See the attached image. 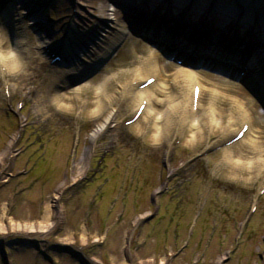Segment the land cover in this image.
<instances>
[{
  "label": "rangeland",
  "instance_id": "374dc122",
  "mask_svg": "<svg viewBox=\"0 0 264 264\" xmlns=\"http://www.w3.org/2000/svg\"><path fill=\"white\" fill-rule=\"evenodd\" d=\"M73 2L55 0L51 14L74 13ZM87 4L91 20L93 14L99 15V6L106 9L103 0H88ZM119 23L117 19L111 25L119 30ZM27 32L30 43L22 48L27 47L28 54H23L29 74L22 76L23 83L18 76L12 80L0 75V154L12 144L0 166V214L8 209L6 219L0 220L4 227L0 264H117L115 260L159 264L160 258L165 259L164 264H264V126L257 123L260 117L252 108L257 104L249 94L227 90L225 81L200 73L204 90L193 109L197 112L183 124L175 119L177 133L170 135L168 146H158L151 139L152 123L147 119L123 126L133 115L136 102H117L127 85L136 82L137 87L145 80L133 78L140 59L148 54L137 52L128 41L107 73L93 78L89 89L70 101V110L58 114L47 107L44 118H39L34 103L40 95L43 102L50 103L44 91L54 70L41 56L35 36ZM0 37V55L9 56L14 46ZM166 70L160 69L156 77L150 111L174 118L170 108L180 89L172 79L178 73L170 67ZM5 81L13 84L8 87L10 103L4 93ZM211 90L223 100L243 104L253 122L243 145H227L241 123L231 122L226 102H210ZM100 93L115 118L85 157L97 123L89 112ZM207 113L210 118L204 123L199 116L204 118ZM197 127L204 130L205 141L189 142ZM77 138L79 141L74 140ZM249 141L260 145L249 149ZM104 152H108L106 161L101 158ZM226 156L237 165L222 164ZM82 158L86 172L73 182ZM48 214L53 216L48 222L54 225L42 233L11 227L40 222ZM96 235L101 237L99 242L94 241ZM149 259L153 262H144Z\"/></svg>",
  "mask_w": 264,
  "mask_h": 264
},
{
  "label": "bare ground",
  "instance_id": "6f19581e",
  "mask_svg": "<svg viewBox=\"0 0 264 264\" xmlns=\"http://www.w3.org/2000/svg\"><path fill=\"white\" fill-rule=\"evenodd\" d=\"M29 1L30 0H28V2ZM74 1L76 3V6H75L76 13L79 14L81 17H83V19L86 22V25H87V23H91L92 20L90 18H87L90 16V15H88V13H91V8L87 4L88 0H74ZM113 1H114V4L119 2V0H113ZM121 1H124V0H121ZM202 1L205 4H208V2H210V1H212V2L209 4V7L207 5V7L205 9H203V7H202V10H200V3ZM106 2H107V0H106ZM198 2L199 3H196L195 0H191V1L190 0H138L137 2L131 4V6H133L134 9L133 8L130 9L132 11V13L130 15L140 16L141 13H143L144 16L148 15L147 17H149V19L153 23L156 24V27L161 26V28H162V27L168 25L169 32H172V30L174 32L176 30L177 31H186L185 26H188L187 32L184 33V39L192 37L191 35L188 34V30L194 31L193 33H196L197 36L202 37L201 39H203V40H201V41L213 40L210 44V48L212 49V48L216 47V45H218V44H225L226 41H225V38L222 39V36L218 33L217 30H214V28H209L208 24L203 23L205 16L208 17V15H209L208 14L209 8H211V9L215 10V12L213 13V10H212V14H210V15L218 14L217 16H220V19L226 25L225 28L227 30H229V34L231 36V38H229V41H228L229 46L239 45L243 50H245L246 53H247V47H249V48H251L252 46L256 47V49L260 50L261 55H259L257 52L253 51L254 55L250 57V60L252 61L253 66H255L257 69H261V67L263 68L264 62H262V61H264V0H245V1L235 0V2L229 1V0H201V1L199 0ZM227 2H228V4H227ZM230 2H232V3H230ZM18 3L24 4L25 0H20ZM75 3L73 2L72 6L75 5ZM36 4H37V2L35 4L31 3L32 9H27V11L29 13H34L33 11H34V9L36 10V8H35ZM217 4H220L221 7L217 6ZM255 4H257L259 6L255 5ZM192 5H194V7H192ZM189 6L192 8H190ZM253 6H255L257 8H254ZM98 9H99V11H98L99 15H98V17H96L93 14V18H94L93 21L97 23L96 18H99V20H101V18L103 19V17H104L106 19V21H105L106 26H104L101 29V31L105 32V33L110 32V33H108V35H110V36L113 35L114 38L117 40V38L120 37L119 36L120 33H117L114 28L110 29V27H111L110 23L116 21V18H113V14L118 13V9H116L113 5L109 6L108 9H104L102 6H99ZM238 9H239V11H240V9H242L240 14H239ZM35 12H37V11H35ZM10 13H13V12L10 11ZM24 13L22 12V14H24ZM37 13H35V14H37ZM120 13H121V11H120ZM185 13H191L193 18L187 17V20L189 22L184 23V24L177 23V21H180L181 16L185 15ZM235 13H237L238 20H243V23L242 22L237 23L238 20H236L234 22V26L232 27V26H230V22H231L230 20H231V18L235 17L234 16ZM35 14H29V16L34 17ZM37 16H38V14H37ZM12 20L15 21V19H12ZM192 21H194V22H192ZM88 25H90V24H88ZM120 26L125 30L124 25L121 24ZM259 26L262 29H259ZM94 27H95V25H94ZM92 28L93 27H91V29ZM158 28H160V27H158ZM106 29H108V30H106ZM253 33L256 35V41H257L256 43H254L253 40L252 41L250 40V39H254ZM17 35L20 36V34H17ZM105 36H106V34H105ZM204 36H206V38ZM18 39L17 38L15 39L16 42L19 41ZM101 39L102 38H100L99 42H101L102 44L105 43V45H106L105 39H104V41L102 40L103 42L101 41ZM22 41L23 42L18 43L16 45V47H17L16 49H14L12 52H10L9 57H5L4 55L0 56V68H1L0 69V75L3 77L10 76V77H12V80L18 76L20 78V80H19L20 82L23 81L22 76L27 74L28 72H30L28 69V63L25 59V55L23 54V53L28 54V52L25 50V47L28 46V44L30 43V39L27 37V38H25V40H22ZM216 41H217V43H216ZM24 44L26 45L24 48L19 47L20 45H24ZM111 44H108L106 47L100 45L99 52L94 50L92 54H99L100 52H102L104 50V54L100 53L99 55L105 56V54L110 50ZM0 47H3L2 37H0ZM220 48H221V50L226 52L225 46H223V48L222 47H220ZM241 48L239 49V51H241ZM153 54H154L153 52L149 53V56L145 60H142L140 62V65H138V67L135 70L134 80L139 79V77L141 79L143 77H146L145 80H147L150 77V76H148L149 74H152L154 72L158 74V67H157L158 63H157V61H155V65L153 67H150L148 65V61L151 60ZM98 58H99V56L96 59L97 62L99 61ZM93 64H95V62ZM159 67H160V65H159ZM255 73H258V72L255 70ZM195 76H197V75H195V73H193V72L181 70V72L179 71V75L175 76V78L173 79L174 86H176L180 89V91H178V97L176 96V99H177L176 103H174L170 108L172 115L173 116L175 115L174 118H172L170 116L166 117L164 115H158L157 113L150 111L153 102H155L154 96L151 94L152 88H154L156 86L155 83L144 88V89H142V90H138L136 88L127 86V89H125L124 92L122 93L121 102L125 99H128V98L131 99L133 102H136V103L138 102L137 106H136V110H137V108L140 105V102L142 100L146 101V107H144V109L142 110V112H141L140 116L138 117V119L136 120V122L140 118H143V119H147L149 122L152 123V125H151L152 126L151 139L158 146H163V145L168 146V138L176 130L175 119H178V121L180 123H184L190 117H192V109H191L192 91H193V84L192 83H193V80L196 79ZM20 82H17V83L20 84ZM5 84H7V81H5ZM57 85H60V86L63 85L64 87L67 86V84H63L61 81L56 80V81L51 82L49 84V87L44 92H45V94H51V97H50L51 103L49 104V107L52 108L58 114L64 113V112L70 110L71 106L69 104H70V101L72 100V98L80 95L81 93H83V91H86L90 87L89 85H87V86H84L82 88H73V89H71L70 93L64 92V93H57L56 94L55 90L57 89ZM9 86L13 87V84H11ZM202 90H204V89L203 88L201 89L200 96L202 94ZM153 91H154V89H153ZM210 93H211L210 94V100H211L210 102H215V101H218L219 103L226 102L227 108H228V110H230L229 112H230L231 116L233 117L232 122L234 124L238 123V122H241V124H242L243 122L247 121L246 120V114L244 113L243 105L239 101H236L234 99H228V100L224 99L225 100L224 101L223 98H220L218 96L216 91L211 90ZM42 98H38L34 104L35 112H36L37 116L43 115L45 113L47 107H48V105H44ZM108 106H109L108 101H106V99L103 97V93L96 95V101L94 103V108L89 112V114L94 119H97V123L94 126V128L91 130L90 136H91L92 145L90 146V148H87V150L85 151V157H86V155H89L91 153L93 147L96 144V138L101 133H103L104 130L107 129L109 122H111L113 119V116H114L113 110L112 111L109 110ZM212 112H214V111H212ZM222 113H223V111H221V112H220V110L218 111L219 115H221ZM176 115H178V117ZM41 117L44 118V116H41ZM199 117L202 120H204V123L206 120H208L210 118L208 113H207V116L204 118H202L201 116H199ZM162 120H166L164 124L160 123ZM194 126H195V122H192V125L189 127V129H191V131H192ZM217 126L219 127L218 122H216L215 127H217ZM251 130H252V126L249 124V128L246 131V133H247L246 135H248ZM203 132H204V130H203ZM203 132H200L199 128L197 127L196 130H194L192 132V134L189 136V142L205 141V137H203V134H204ZM225 135L226 134H223V136H225ZM246 135H244L243 137L246 138ZM239 145H243L242 141H239L237 143V146H239ZM259 145H260V142L251 141L248 148L255 150L259 147ZM11 148H12V144L10 143L8 148L3 153L0 154V166L4 163L6 157H8V155L11 153V151H10ZM226 157L224 158V161H222V164L226 163V164H230L231 166L237 165L236 163L231 162L228 156H226ZM84 160L85 159L82 158L77 163L78 175L75 179H73V182L80 179L81 176L86 172L87 163ZM260 165H262V164H260ZM260 170H261V168H259L258 171H260ZM58 197H59L58 193L54 194L55 199H57ZM59 211L61 212V210H59ZM6 214H8V209L4 208L3 212L0 214V220L6 219V217L4 216ZM51 216H50V214H48L47 217H44V220H41V221L39 220L40 222H36V223L30 222V223H26L24 225H19V226L18 225L17 226L12 225L11 227L13 229H21L22 231H25L28 233H42L45 231L46 228L49 227V225H51V226L54 225L53 224L54 222L53 223L48 222V220L51 218ZM11 222H13V220H10V223ZM3 230H4L3 225H0V232ZM84 237H85V235L83 236V238ZM100 240H101V237L96 235L94 238V241L99 242ZM113 260H115V258ZM114 262L117 264H123V262H121L119 260H115ZM144 262L152 263L153 260L149 259V260H145ZM164 263H165V259L160 258L159 264H164ZM139 264H144V263H139Z\"/></svg>",
  "mask_w": 264,
  "mask_h": 264
}]
</instances>
